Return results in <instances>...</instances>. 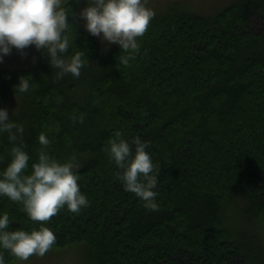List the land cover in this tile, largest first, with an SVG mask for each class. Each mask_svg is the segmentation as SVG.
Masks as SVG:
<instances>
[{
	"label": "trees",
	"instance_id": "1",
	"mask_svg": "<svg viewBox=\"0 0 264 264\" xmlns=\"http://www.w3.org/2000/svg\"><path fill=\"white\" fill-rule=\"evenodd\" d=\"M192 11L154 15L127 64L119 45L103 50L70 15L64 55L82 53L78 76H58L42 50L32 66L0 67V107L24 126L25 171L42 147L62 162L74 156L89 200L33 221L22 202L0 196L10 230L45 223L56 236L45 254L84 244L87 264H264V0ZM27 74L30 89L15 91ZM116 130L149 142L157 208L119 181L105 150ZM12 144L0 133V169Z\"/></svg>",
	"mask_w": 264,
	"mask_h": 264
},
{
	"label": "clouds",
	"instance_id": "2",
	"mask_svg": "<svg viewBox=\"0 0 264 264\" xmlns=\"http://www.w3.org/2000/svg\"><path fill=\"white\" fill-rule=\"evenodd\" d=\"M79 6L70 14L62 0H0V62L10 54L13 47L24 52L29 46L42 50L48 63L56 68L58 76L71 73L78 76L82 67V53L75 51L64 54L70 47L67 32L70 15H77L83 21L84 29L99 37L106 46L118 44L125 55H119L123 64L139 50L138 37L146 31L154 11L147 6V0H73ZM31 74L20 75L15 91L27 92L31 87ZM8 132L13 141L10 160L0 169V196L22 202L23 209L33 221H47L59 209L67 207L79 212L88 206L87 195L78 183L76 157L61 161L46 148L39 150L38 159L29 167L30 155L21 136L24 126L12 121L9 110L0 107V133ZM19 139V143L16 141ZM37 139L43 146L50 140L41 131ZM148 141L139 135L125 137L121 130L109 139L105 148L109 159L117 166V177L123 188L139 197L144 206L158 207L156 186L159 168L148 149ZM9 214L0 212V248L27 259L33 253L44 255L56 240V236L45 223L33 227L10 230ZM0 264L5 260L0 255Z\"/></svg>",
	"mask_w": 264,
	"mask_h": 264
},
{
	"label": "rangeland",
	"instance_id": "3",
	"mask_svg": "<svg viewBox=\"0 0 264 264\" xmlns=\"http://www.w3.org/2000/svg\"><path fill=\"white\" fill-rule=\"evenodd\" d=\"M70 0H62V5ZM238 0H147V6L154 11V15H165L172 9L178 11L191 10L193 14L203 16L212 15L220 11L222 8L234 5ZM79 7L77 8L78 11ZM153 15V16H154ZM80 25L83 26V21L77 16ZM90 34V33H89ZM91 35V34H90ZM93 36L103 50L112 48L118 44H111L106 46L107 42L102 43L99 37ZM37 49L34 46L27 47L23 53L13 47L10 54L5 56L3 62H0L2 68H18L29 67L37 61ZM264 239V234H263ZM264 242V240H263ZM87 257L86 246H71L70 248L60 249V251L49 252L48 254L38 255L33 253L27 259L16 261L15 264H87L85 259Z\"/></svg>",
	"mask_w": 264,
	"mask_h": 264
}]
</instances>
